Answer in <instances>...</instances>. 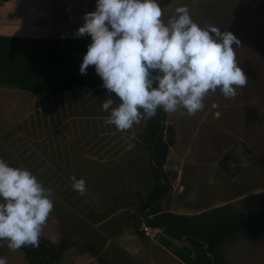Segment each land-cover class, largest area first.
Masks as SVG:
<instances>
[{
	"label": "rangeland",
	"instance_id": "374dc122",
	"mask_svg": "<svg viewBox=\"0 0 264 264\" xmlns=\"http://www.w3.org/2000/svg\"><path fill=\"white\" fill-rule=\"evenodd\" d=\"M2 3L0 0V14H5L7 25L14 24L12 19L18 20L19 10L22 18L34 10L28 2L13 9V4L2 9ZM58 5L61 3H55V8ZM184 5L201 27L214 25L238 37L241 46L233 45L236 61L248 81L236 89L235 98H226L219 90L209 92L203 109L195 115L183 108L168 113L164 123L174 127V144L163 171L169 184L165 203L172 201L181 208L188 204L186 209L200 211L231 200L235 212H263L264 0H173L162 9L163 21L167 23L175 8ZM73 14L72 10L56 14V26L63 25L53 30L76 35L77 30L70 29L71 22L77 20ZM19 30L17 33H24L26 38L52 35L50 30L33 33L27 24H19ZM22 30L28 31L27 35ZM2 74L0 158L9 166L29 169L46 189H51L54 208L41 236L55 245H63L65 239L74 243L52 264H136L119 245L112 248L107 232L110 228L99 225L104 230L101 235L96 229L101 216H109L115 204L129 197L132 202L124 205L133 215L145 216L140 206L155 181L149 153L138 143L137 134L147 118L119 131L104 123L109 112L103 110V103L107 99L116 101L113 107L119 103L108 93L74 88L46 104L42 95L3 84ZM226 154L233 156L227 162L229 170L222 162ZM73 176L85 181L84 194L74 190ZM174 183L182 189L173 191ZM93 242L97 254L90 251ZM115 249L117 255L112 253ZM224 255L228 264H264V234L236 237L224 245ZM0 257L6 258L7 264H30L23 250H9L5 240H0ZM159 263L179 264L162 258Z\"/></svg>",
	"mask_w": 264,
	"mask_h": 264
},
{
	"label": "clouds",
	"instance_id": "9594fccd",
	"mask_svg": "<svg viewBox=\"0 0 264 264\" xmlns=\"http://www.w3.org/2000/svg\"><path fill=\"white\" fill-rule=\"evenodd\" d=\"M162 15L158 0H96L95 11L85 13L76 33L91 37L80 74L94 66L102 87L118 98L117 106L107 99L102 108L109 112L104 123L119 131L152 118L160 108L195 115L209 92L235 98L236 89L247 85L233 47L241 41L232 32L201 27L186 5L176 7L167 23ZM72 181L74 190L87 191L83 179ZM51 195L29 169L0 158V240L9 250L39 246L54 208ZM0 264H7L6 258L0 257Z\"/></svg>",
	"mask_w": 264,
	"mask_h": 264
},
{
	"label": "trees",
	"instance_id": "16d2710c",
	"mask_svg": "<svg viewBox=\"0 0 264 264\" xmlns=\"http://www.w3.org/2000/svg\"><path fill=\"white\" fill-rule=\"evenodd\" d=\"M172 1L158 0V3L163 9ZM95 8L96 0H89L87 12L95 11ZM90 43L89 35L76 38L0 35L2 82L42 95L46 104L74 88L89 87L99 93H107L94 66H89L87 75L80 74V64ZM167 118L168 113L158 109L157 114L147 119L143 130L137 134L138 143L149 153L150 170L155 181L140 209L148 217L147 209L152 206L151 212L156 215L154 219L148 217V223L164 227L168 236L187 244L195 264H228L224 245L232 243L236 237L264 234V211L235 212L232 202L192 215L164 211L161 201L169 193V184L163 171L169 149L174 144V127L172 124L163 127ZM232 157V154H226L222 159L225 170H229L227 162ZM262 195L264 197V191ZM72 245L74 243L67 239L63 245H55L41 236L38 247H22L21 250L30 264H52Z\"/></svg>",
	"mask_w": 264,
	"mask_h": 264
},
{
	"label": "crops",
	"instance_id": "0c3cea01",
	"mask_svg": "<svg viewBox=\"0 0 264 264\" xmlns=\"http://www.w3.org/2000/svg\"><path fill=\"white\" fill-rule=\"evenodd\" d=\"M88 1L89 0H11L8 2H4L5 4L2 3V5L5 6L2 9H7V5L12 4L15 5L12 6L13 9L14 7H16L17 4L28 2L29 8H33L34 10L31 12V14L29 13V16H24L25 18H22V14L19 10V12L16 13L18 20L15 21V19H12L14 22L13 25L5 24V19L3 18H5L6 16L5 14L3 15V13H1L0 35L8 34L6 36L22 37L24 33H17L18 31H21L19 30V24H27L28 26H31L32 32L38 35L41 34V32H45L47 30L51 31V36H38L37 38H48L54 37L55 35H57L56 38L83 37L68 33L57 34V31L53 30V28H60L62 27L61 25H63L61 23H58V26H56L58 22L56 19V14H59V12L61 13V11L67 12L68 10H72V12H74L73 16L77 15V20L71 22L70 29L78 31V29L84 24V15L85 13H87ZM55 3H61V6L58 5L57 8H55ZM26 17L28 18V20ZM51 25L53 26L51 27ZM33 28H35V30H33ZM64 28L68 27L64 25ZM22 31H24L25 35H27L28 31ZM165 200L166 199H163L161 201V208L164 211L190 215L201 213L205 210H209L213 207L220 206L231 201H224L220 204H216L213 206L208 205V207L206 206V208H203L200 211H193L190 209H186L190 207L188 206V204L185 206L186 208H181L182 206L180 207L174 205L172 201H168L167 203H165ZM130 202H132V198L129 197L125 199L124 203L119 202L115 204V206L109 211L111 213L109 216H101L98 219L97 223V234L101 235V233H104V230L102 228H99V225H104L105 227L110 228L107 232L110 233V242L113 241L112 248L115 247L116 244L119 245V249L121 250L122 248L124 250V255L126 253V256L136 264H160V258H162L163 260H173L175 262H178L179 264H192V255L190 248L187 244L174 240L173 238L168 236L163 230L164 227L153 226L148 223V217L154 219L156 215L151 212L152 206L147 209V211L149 212L148 217H139V215L136 213H134L136 215H133V210L130 209L128 205H124L129 204ZM134 220L135 222H137L136 225H134ZM128 224H130L132 227H130ZM142 224H148L153 228L152 233L150 235H147L143 231H140V226ZM90 245V251L93 253H95L96 251L97 254V249L94 247V242L90 243ZM112 248H110V250ZM106 249V247L103 248L104 251H106ZM115 252L112 253L114 255H117V252L116 254Z\"/></svg>",
	"mask_w": 264,
	"mask_h": 264
},
{
	"label": "built area",
	"instance_id": "2783aa9c",
	"mask_svg": "<svg viewBox=\"0 0 264 264\" xmlns=\"http://www.w3.org/2000/svg\"><path fill=\"white\" fill-rule=\"evenodd\" d=\"M172 187H173V191H179L182 189V186H180V184H176V183H174L172 185ZM152 230H153V228L148 224H142L140 226V231H143L147 235H150L152 233Z\"/></svg>",
	"mask_w": 264,
	"mask_h": 264
},
{
	"label": "water",
	"instance_id": "95a60500",
	"mask_svg": "<svg viewBox=\"0 0 264 264\" xmlns=\"http://www.w3.org/2000/svg\"><path fill=\"white\" fill-rule=\"evenodd\" d=\"M165 126V123L163 122V127ZM162 175H163V173H162Z\"/></svg>",
	"mask_w": 264,
	"mask_h": 264
}]
</instances>
